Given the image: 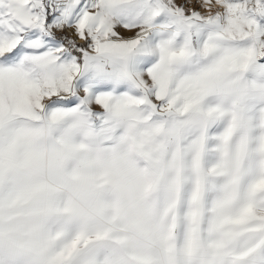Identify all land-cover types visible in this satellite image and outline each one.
<instances>
[{"label": "snow or ice", "instance_id": "snow-or-ice-1", "mask_svg": "<svg viewBox=\"0 0 264 264\" xmlns=\"http://www.w3.org/2000/svg\"><path fill=\"white\" fill-rule=\"evenodd\" d=\"M0 264H264V0H0Z\"/></svg>", "mask_w": 264, "mask_h": 264}]
</instances>
